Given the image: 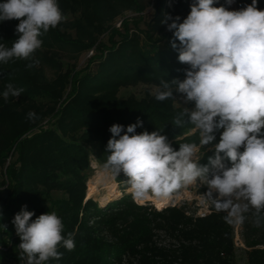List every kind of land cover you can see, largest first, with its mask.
Segmentation results:
<instances>
[{
    "label": "trees",
    "instance_id": "obj_1",
    "mask_svg": "<svg viewBox=\"0 0 264 264\" xmlns=\"http://www.w3.org/2000/svg\"><path fill=\"white\" fill-rule=\"evenodd\" d=\"M57 2L67 19L41 36L43 46L35 54L39 64L28 67L30 60L0 63V169L4 177L0 225L6 226V230L0 226V264H25L12 223L25 205L35 213L33 220L55 211L64 223L65 237L75 233V249L61 246L62 258L46 264H237L234 228L213 205L206 217L187 216L177 207L149 213L126 193L128 186L123 187L121 198L105 207L86 198L89 157L95 156L106 166L113 124L123 125L126 131L139 118L142 126L136 128L137 134L160 131L174 150L181 143L199 145L198 130L189 134L194 126L174 125L182 110L174 107L173 99L117 96L121 87L159 86L162 79L185 78L188 65L178 61L179 41L174 49L173 32L161 21L170 15L182 22L193 0H161L145 29H140L142 17H137L124 19L122 31L113 22L126 11L142 14L145 8L140 0ZM237 3L239 10L252 0ZM226 5V0H216L215 6ZM257 7L264 10V0H257ZM69 15L74 18L68 19ZM18 23L0 22V44L11 47L18 38ZM87 51L94 54L85 69L77 71L75 65H67L61 70L63 54L76 61ZM93 63L97 65L94 71L90 69ZM48 68L56 73L55 78L48 77ZM8 83L25 91L5 101L2 92ZM29 111L37 119H27ZM221 132L215 133L213 144L219 142ZM203 148L201 165L213 155L212 145ZM118 179L122 183L127 177L121 172ZM54 191H62L67 198L54 200ZM178 193L179 189L173 194ZM245 215L242 238L247 264H264V222L256 226L252 213ZM160 229L170 233L178 246L159 247L155 232Z\"/></svg>",
    "mask_w": 264,
    "mask_h": 264
},
{
    "label": "clouds",
    "instance_id": "obj_2",
    "mask_svg": "<svg viewBox=\"0 0 264 264\" xmlns=\"http://www.w3.org/2000/svg\"><path fill=\"white\" fill-rule=\"evenodd\" d=\"M233 2L226 0L228 5ZM215 3L193 0L182 22L170 15L161 21L173 32L174 49L179 41L178 61L188 69L183 80L162 79L155 98L176 100L174 93H179L185 104H194L192 109L183 107L173 123L194 126L199 145L181 143L174 150L160 131L137 134L136 128L142 126L138 118L126 131L120 124L110 127L106 167L127 177L134 201L169 198L178 189L201 181L227 223L242 222L251 212L260 226L264 222V10L258 9L257 0L239 10ZM66 19L57 0H3L0 22L19 23L18 38L11 47L0 44V63L30 60L28 67L38 65L35 54L43 46L41 36ZM24 91L8 83L2 96L7 101ZM27 119L37 116L29 111ZM219 130V142L213 144ZM207 145H212L213 155L201 165L199 153ZM34 215L25 205L12 221L25 264L59 260L61 246L75 249V233L65 237L64 223L55 211L33 220Z\"/></svg>",
    "mask_w": 264,
    "mask_h": 264
},
{
    "label": "rangeland",
    "instance_id": "obj_3",
    "mask_svg": "<svg viewBox=\"0 0 264 264\" xmlns=\"http://www.w3.org/2000/svg\"><path fill=\"white\" fill-rule=\"evenodd\" d=\"M161 0H140L142 5L145 8V11L142 14H138L133 11H126L122 16L118 17L113 22V27L118 29L119 31H122V22L124 19H128L131 21L132 19H136L137 17H142V22L140 23V29H145L147 24L152 20V18L155 16V14L158 11L159 5ZM226 8H229V10H238V3L237 0H234V2L231 5H226ZM74 17L72 15L68 16V19H73ZM133 28V26H132ZM73 33V32H72ZM74 34V33H73ZM102 39L104 41L108 40V36H102ZM94 52L87 51L84 52L78 60H72L69 59L65 54H63L62 62L63 66H61V70L64 72L66 70L67 65H75L76 70L80 71L87 67L89 64V60L91 56H93ZM96 63H93L90 65V69L92 71L96 70ZM55 72L51 69H47V75L49 78L53 79L55 78ZM158 86L154 85H147L143 83H139L137 85H130L121 87V89L118 92V97L121 99H128L130 97H135L136 99H142L145 98L148 95L155 97V91ZM69 91V89H68ZM174 97L176 100L174 101V107L176 109L183 110V107H186L188 109L194 108V104L188 103L185 104L183 102V99L181 97V94L174 93ZM45 124L47 121L44 122ZM197 129L193 128L190 130L189 134L196 133ZM205 153L204 148H201V152L199 155H201L200 159L202 158L203 154ZM199 159V160H200ZM89 179L86 183V198L89 187L94 188V196L92 199L98 203L99 206L105 207L110 202L118 200L123 196V187L128 186L127 182L124 181L122 183L119 182V173L118 175L114 174L111 169L108 167L102 165L95 156L91 155L89 157ZM3 171L0 169V184L3 180ZM91 183V185H90ZM115 184V185H114ZM90 185V186H89ZM118 190V193L115 195L112 194L113 187ZM129 188L126 190V193L130 194V191H128ZM120 193V194H119ZM174 198L170 200L168 204H166L164 207H159L158 203L155 201L145 200L144 201H134L137 205L145 206L147 211L149 213L153 212H159L162 211L168 207H177L183 212L186 213L187 216H193V217H203V215L211 214V205L212 201L207 196V186L204 182L197 181L194 182L191 185L184 186L179 189L178 194H172ZM52 198L54 200L61 199V198H67V196L62 191H54L52 193ZM102 199L106 200L105 205H102L101 201ZM109 199V200H108ZM204 216V217H206ZM234 228V242L235 247L237 251V264H247V258L245 254L246 247L244 245V241L242 238V222H233L231 223ZM155 240L157 242V245L159 247H174L178 246V242L176 239L173 238V236L166 232L165 230H156L155 232ZM125 262V260H124Z\"/></svg>",
    "mask_w": 264,
    "mask_h": 264
},
{
    "label": "bare ground",
    "instance_id": "obj_4",
    "mask_svg": "<svg viewBox=\"0 0 264 264\" xmlns=\"http://www.w3.org/2000/svg\"><path fill=\"white\" fill-rule=\"evenodd\" d=\"M91 185V183H90ZM89 185V186H90ZM115 185V184H114ZM129 191V190H128ZM113 193L112 194H116L118 193V190L115 188V186L113 187ZM120 194V193H119ZM94 196V188L93 187H89V192H88V195L87 197L88 198H92ZM174 198L172 195L169 197V198H165V199H157V198H150L149 200L150 201H155L156 203H158V206L159 207H164L166 204H168L170 202V200ZM109 200V199H108ZM145 202V201H144ZM102 205H105L106 203V200L105 199H102L101 201Z\"/></svg>",
    "mask_w": 264,
    "mask_h": 264
},
{
    "label": "built area",
    "instance_id": "obj_5",
    "mask_svg": "<svg viewBox=\"0 0 264 264\" xmlns=\"http://www.w3.org/2000/svg\"><path fill=\"white\" fill-rule=\"evenodd\" d=\"M204 216H206V214H205V215H203V217H204Z\"/></svg>",
    "mask_w": 264,
    "mask_h": 264
}]
</instances>
